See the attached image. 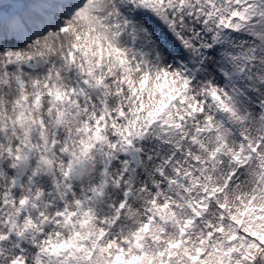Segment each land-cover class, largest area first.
Here are the masks:
<instances>
[{"label": "snow or ice", "instance_id": "obj_1", "mask_svg": "<svg viewBox=\"0 0 264 264\" xmlns=\"http://www.w3.org/2000/svg\"><path fill=\"white\" fill-rule=\"evenodd\" d=\"M0 264H264V0H0Z\"/></svg>", "mask_w": 264, "mask_h": 264}]
</instances>
